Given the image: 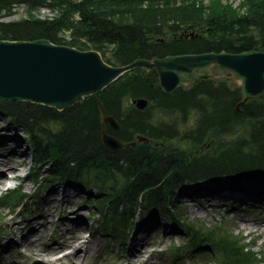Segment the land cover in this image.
Masks as SVG:
<instances>
[{
	"label": "trees",
	"instance_id": "16d2710c",
	"mask_svg": "<svg viewBox=\"0 0 264 264\" xmlns=\"http://www.w3.org/2000/svg\"><path fill=\"white\" fill-rule=\"evenodd\" d=\"M235 2L0 0V40L49 39L79 50H97L115 66L175 54L264 52V0ZM19 7L25 8L26 16L5 20ZM44 8L53 16H38ZM157 78L155 71L125 75L83 104L63 111L0 101V113L25 129L36 165L51 164L55 180L59 176L81 186L92 181L102 192L112 188L113 193L100 204H113L106 223L117 233L128 209L145 202L147 211L156 213L158 205L164 211L161 204L185 183L264 175V96L236 112L242 100L240 87L206 81L165 94ZM137 97L147 98L151 105L143 111L129 106L130 99ZM103 109L120 125L118 131L109 128L108 132L125 143L138 135L169 141L180 135L178 121L193 116L195 128L185 132L183 139L201 145L211 137L214 143L205 153L192 155L151 144L112 152L102 140ZM225 136L236 138L224 141ZM122 202L126 210L119 212ZM214 228L215 232H205L207 237L217 236L222 262L258 264L256 255L226 226ZM200 232L194 226L189 230L193 243L203 236Z\"/></svg>",
	"mask_w": 264,
	"mask_h": 264
},
{
	"label": "rangeland",
	"instance_id": "374dc122",
	"mask_svg": "<svg viewBox=\"0 0 264 264\" xmlns=\"http://www.w3.org/2000/svg\"><path fill=\"white\" fill-rule=\"evenodd\" d=\"M237 2L240 0H236ZM22 16H26L25 8L19 7L13 16L7 17L5 20H18ZM38 16L44 18L47 16H53V13L50 12L47 8L41 9L38 12ZM213 74L215 75V79L217 81L226 80L229 85L233 87H237L240 85L239 81L235 78L234 75L230 77L227 76V72L214 68ZM187 125L181 128V133L186 129L192 126L194 123V119L188 118L186 120ZM7 127L9 129L10 135H16L17 138H20V149L26 152L25 161L26 165L21 168L20 175L21 177L12 182L15 186H21L27 192L34 194L37 190V184L34 180V177L29 174V167L32 165L31 160V151L22 143V139L26 138V133L16 126L8 123L5 116L0 114V128ZM233 138V136H225L222 140H228ZM214 138H209L207 142L202 145H194L193 142H184L182 140H175L174 143H169L176 148L188 146L191 149L189 154L196 153H205L206 148L212 145ZM27 147V146H26ZM10 150L7 148L6 153ZM202 151V152H201ZM224 183L228 184L230 182L229 179L225 178ZM256 181H259L256 180ZM264 184V178L260 179ZM7 182L5 181L4 187L7 186ZM211 182H205L203 185L209 184ZM252 183V182H251ZM249 180L244 181L241 186L249 185ZM255 186H262L260 183L256 182ZM65 188V184H57L52 190L43 193L40 200L33 199L30 200V203H26L23 207L24 210L22 212L13 213L11 212L10 207L0 208V221L6 225L7 231L5 233V237L2 240H5L3 243L0 242V264H124L121 262L122 255L127 256L130 250V243L132 241V236L134 232L131 231L130 235L127 238L126 242L118 241L113 233L105 232L102 227L103 221L101 217V213L98 208L94 206L93 199L94 197H90L91 195H95L97 190L93 187L86 191H82L81 189L69 188L72 193H74L75 197L70 199L69 203H65L66 199L64 198L63 193L58 195V203L54 202L50 205L44 204V198L51 193V191ZM264 187V186H263ZM187 189V190H186ZM193 191L194 187L182 188L181 191H178L176 195V203L180 205L181 211L185 214V217L194 221L200 219L207 223L208 225H212L217 221H221L222 219H227L230 221L231 225L234 227V230L237 233H240L246 239L244 242L248 245H253V249L259 253L263 254L264 257V208H257L253 203H246L239 207L237 205H229L225 208L212 211L213 208H210L208 205L203 207L204 202L198 201L201 197L197 196L196 199L192 197H186L183 194V191ZM4 192V189L0 191V196ZM91 195H90V194ZM192 193V192H190ZM184 196L183 199H180L181 196ZM88 202V205L82 206L81 203L83 201ZM82 206V207H81ZM111 207V206H110ZM112 208H110L111 210ZM64 212L75 211L78 212V215L81 217L80 223H76L78 225L77 228H83V232L85 238L87 240L92 239L93 237L98 239L100 244L97 247V251H89L85 255H81L79 259H74L71 256L65 257L67 254L72 252V248L70 247H62L58 249L56 253V259L47 263L46 257L38 258L36 253V248H44L45 244L57 243L54 247L62 246V242L68 240L73 237L71 231H68L64 228H59L62 222L65 220L61 218V215ZM255 211L256 213H253ZM91 216V218H88ZM16 217L23 226L29 224L30 217L34 219H39L45 224V227L48 229L44 232V234L40 237L39 241L35 244V246H30V243L25 242L24 237L22 236L19 229L14 228L10 224V219ZM159 220L162 221V226L160 229L155 232L146 242H149V251L150 253H158L157 260H154L148 264H171L173 262V254L170 253L169 247L173 244H185L188 240V237L183 229H179V231L175 233H171L174 226L166 217H158ZM152 220V219H151ZM246 220L247 222H245ZM139 224H143L139 222V220L135 223L136 227ZM166 225H170L166 227ZM247 225L248 229H244L243 226ZM66 227H68L66 225ZM166 228H169L170 231H167ZM232 228V227H231ZM253 230V231H251ZM260 233V235H257ZM33 238V236H32ZM31 238V239H32ZM33 240V239H32ZM35 240V239H34ZM10 241L16 243L10 245ZM16 241V242H15ZM7 242V243H6ZM6 244V247L4 245ZM204 249H209L207 247L197 249L194 251L196 256H192L190 252L183 256L184 260H180L181 264H212L211 257L203 256ZM211 255V254H210ZM134 264H142L137 258L132 261ZM264 264V263H263Z\"/></svg>",
	"mask_w": 264,
	"mask_h": 264
},
{
	"label": "water",
	"instance_id": "95a60500",
	"mask_svg": "<svg viewBox=\"0 0 264 264\" xmlns=\"http://www.w3.org/2000/svg\"><path fill=\"white\" fill-rule=\"evenodd\" d=\"M221 68L234 73L241 81L243 101L257 100L264 94V52L247 51L238 54L198 53L171 55L163 59H137L124 67L107 64L98 51H80L72 47L56 45L49 39L6 41L0 40V101L28 102L64 110L83 103L127 70L155 69L162 89L175 91L190 80L186 76L199 70L200 80L213 75L211 68ZM145 108L147 101L136 102ZM105 123L117 130L112 118ZM104 144L118 150L121 142L103 131Z\"/></svg>",
	"mask_w": 264,
	"mask_h": 264
},
{
	"label": "bare ground",
	"instance_id": "6f19581e",
	"mask_svg": "<svg viewBox=\"0 0 264 264\" xmlns=\"http://www.w3.org/2000/svg\"><path fill=\"white\" fill-rule=\"evenodd\" d=\"M205 53H215V52H205ZM108 118H112L116 120L114 116L108 115ZM20 138H17L14 134L10 135L9 129L7 127L0 128V191L4 189L5 181L12 180L14 178H20L21 168L26 165L25 156L26 152L20 149ZM7 148L10 150L6 153ZM100 172V170H98ZM257 181H253L248 185V187H244L243 189H234L230 188V186H212L211 188L207 187V185H202L200 187H196L193 191H183V194L187 196H191L193 199H196L197 196L201 198L204 202L203 207L209 206L213 208L212 211L219 210L225 208L227 204L229 205H237L239 207L246 203H253L257 206V208H264V184L260 181L259 183L262 187L255 186ZM60 189L54 190L51 194L47 195L44 198V204L50 205L54 202L58 203V195L61 192ZM62 190V188H61ZM192 192V193H190ZM63 195L66 199L65 203H69L70 199L74 196V193L68 188L65 187L63 189ZM182 195L180 199H183ZM155 214V212H154ZM30 223L23 226L16 217L10 219V224L20 230L22 236L25 239V242L30 243V246H35L37 241H39L40 237L44 234V232L48 229L45 227V224L39 219H34L30 217ZM65 221L60 225V229L64 228L68 231H71L72 236L66 241L62 242V246L54 247L57 243L45 244L44 248H36L35 255L38 258H44L47 256L46 261L49 263L56 259V253L58 249L62 247H70L72 248V252L67 254L65 257L71 256L74 259H79L83 254H87L89 251H97V247L100 242L96 238H92L87 240L85 238L83 228H77L78 225L76 223H80L81 217L78 215V212L69 211L64 212L62 217ZM184 221V225H187V218H182ZM247 222L246 220H244ZM66 225L68 227H66ZM160 226V222L155 220H151L147 223L139 225L132 236V241L130 243V250L127 256L122 255L121 262L124 264H134L132 261L137 258L142 264H148L157 260L158 253H150L148 238H150ZM244 229H248L247 225L243 226ZM253 231V230H251ZM260 235V233H257ZM33 236V238H32ZM33 240H32V239ZM35 239V240H34ZM7 243V242H6ZM10 245L14 244L10 241ZM96 253V252H95Z\"/></svg>",
	"mask_w": 264,
	"mask_h": 264
},
{
	"label": "flooded vegetation",
	"instance_id": "af4514ba",
	"mask_svg": "<svg viewBox=\"0 0 264 264\" xmlns=\"http://www.w3.org/2000/svg\"><path fill=\"white\" fill-rule=\"evenodd\" d=\"M197 78V76L195 75H193L192 77H191V82L194 80V79H196Z\"/></svg>",
	"mask_w": 264,
	"mask_h": 264
}]
</instances>
